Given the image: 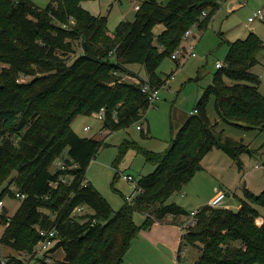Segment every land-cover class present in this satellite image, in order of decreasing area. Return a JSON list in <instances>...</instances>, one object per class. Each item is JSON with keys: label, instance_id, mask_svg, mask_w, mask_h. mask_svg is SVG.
<instances>
[{"label": "trees", "instance_id": "1", "mask_svg": "<svg viewBox=\"0 0 264 264\" xmlns=\"http://www.w3.org/2000/svg\"><path fill=\"white\" fill-rule=\"evenodd\" d=\"M83 1L51 0L42 8L30 0H0V63L8 67L0 76V201L6 195L14 197L3 188L7 181L25 196L11 217L0 211L4 227L0 244L29 254L39 240L37 228L56 223L57 247L64 253L58 264H122L139 231L167 218L174 223L189 216L168 199L203 170L200 162L223 143L209 122L210 99L216 124L264 130L260 78L251 72L264 45L253 32L243 40L223 42L228 51L222 68L194 103L196 113L171 136L163 153L142 150L134 141L122 144L121 157L127 148L135 147L154 171L137 180L141 192L132 203L124 199L119 210L113 211L86 181V169L107 146L106 141L79 137L70 126L72 121L103 108L101 129L109 134L141 124L148 110L141 87L146 82L155 90L165 85L166 80L155 74L161 58L171 57L185 31L206 10V17L197 24L204 31L219 4L217 0H166L162 6L144 0L137 5L133 21H121L109 33L108 15L91 14L83 8ZM159 26L162 29L157 34ZM132 64L141 65L148 80L130 84L121 79L131 75L128 67ZM24 76L31 79L20 82ZM148 132L140 131V137L147 138ZM224 148L237 161L240 153H251L248 146L230 140ZM261 149L264 156V144ZM60 157L66 167H76L54 171ZM60 174L72 176L70 185L51 187ZM242 192L238 210L197 209L195 225L184 229L181 236L178 263L184 245L197 251L194 264H264V189L256 195L245 187ZM81 205L93 214L70 217ZM134 211L145 218L139 226L133 222ZM14 254L8 257L13 260Z\"/></svg>", "mask_w": 264, "mask_h": 264}, {"label": "rangeland", "instance_id": "2", "mask_svg": "<svg viewBox=\"0 0 264 264\" xmlns=\"http://www.w3.org/2000/svg\"><path fill=\"white\" fill-rule=\"evenodd\" d=\"M30 1L34 5L44 8L51 0ZM142 1L144 0H84L82 6L93 15H108L107 31L112 33L119 22L134 20V6H140ZM154 1L162 6L167 3L166 0ZM217 1L219 9L213 15L206 29L200 31L196 25L192 24L187 30L191 29L195 38L181 39L179 46L195 43L196 57L176 61L172 60L170 56L161 58L155 74L166 80V83L158 90L159 101L153 107L148 108L142 120L141 125L144 133H147L149 124L150 131L147 138L140 137L141 133L136 130L135 125L109 134L107 130L101 129V122L97 120V114L86 117L77 116L70 125L83 138L106 141L107 146L102 147L89 163L86 169V181L96 188L113 211L119 210L124 204L125 197H130L134 190V186L126 182L122 175L133 177L135 184L140 177L154 171L152 165L145 161L144 156L135 147L127 148L121 157L119 149L122 144L126 141H134L137 147L142 150L163 153L169 146L171 132L173 135L183 126L185 118L189 117L190 112H193L195 98L199 93L202 95L207 86L211 84L213 75L217 71L216 63L224 62L228 47L223 42L243 40L250 32H253L264 45V20H255L250 25L247 24L252 13L259 10L264 15V0ZM161 29L162 26L157 27L155 33L158 34ZM77 50V52H81L79 48ZM257 60L259 63L252 68L251 72L259 76V91L264 97V49L257 55ZM129 68L138 72L141 79L148 80L147 73L141 65L132 64ZM7 70L8 67L0 63V76ZM168 76H173L175 80L169 79ZM121 77L130 84L139 82V79L137 80L132 73ZM30 79V76H24L20 77L19 81L24 82ZM226 83L231 84L228 80ZM207 107V115L213 126V132L216 136L221 134L223 143L219 145V148L214 147L200 162L203 170L194 173L187 185L168 199V203L181 205L189 214L187 220L182 217L178 219L182 225L189 223L188 219L192 217V212L207 205L206 195L211 191H213L212 196L217 189L227 191L228 196L221 206L238 210L239 199L243 195L244 187L255 195L264 189V167H262L264 156L261 149L264 144V130L238 129L225 122L216 124L217 115L212 107V99L209 100ZM86 126H89L90 129L83 132V128ZM227 140L248 146L251 153H240L238 161L235 160L231 152L226 148L223 149ZM12 173L11 179L15 176V173ZM3 188L11 191L13 195L17 190L13 183L10 185L9 181L3 184ZM2 201L4 204L2 210L6 212L7 217H11L20 205L19 199L9 195L4 196ZM132 216L133 222L137 226L145 219L137 211H134ZM160 224L173 226L171 218H167ZM192 227L189 226V228ZM3 229L4 227L0 223V237ZM149 230L139 231L131 240L130 248L125 253L122 264H128L127 257L137 264H179L175 260L174 253L178 245H175L170 254L167 252V249L170 248L166 245V239H156V236L146 235ZM3 249L5 256L16 253L5 247ZM179 255L180 264H189L198 257L197 251L186 248L184 245L181 246Z\"/></svg>", "mask_w": 264, "mask_h": 264}, {"label": "built area", "instance_id": "3", "mask_svg": "<svg viewBox=\"0 0 264 264\" xmlns=\"http://www.w3.org/2000/svg\"><path fill=\"white\" fill-rule=\"evenodd\" d=\"M117 1V0H116ZM139 7L135 6L134 10H138ZM207 11H202L200 13L199 21H197L195 24L196 25L206 17ZM255 20H264V15L262 14L261 11H256L252 13V16L248 18L247 24L250 25L253 21ZM191 37H194L193 33L190 30H186L182 40L190 39ZM195 38V37H194ZM191 57H196L195 53V43L191 42L188 46H185L184 44L179 46L176 51L171 55V59L176 61L178 59H183L186 60L187 58ZM224 62H217L215 67L216 69H221L223 66ZM169 79L173 80V76H169ZM141 93L147 95V101H148V108L153 107L158 101H159V93L158 90L152 89L151 86L149 85L148 82H146L142 87H141ZM196 113V112H193ZM105 118V110L101 108V111L97 114V120L102 123V121ZM90 129L89 126H86L84 128V132H87ZM137 131H142V125L138 124L136 126ZM76 166L75 164H72L70 166L66 167L65 164V159L63 157H60L57 159V161L54 163L53 170L54 171H66V170H72ZM256 168H259L258 166H255ZM122 178L130 183V185L134 186V190L131 194L130 197H125V201L132 203L133 199L135 196L140 194V188L138 187L137 183L134 184V178L129 176V175H122ZM72 181V176L67 174L66 176L60 174L57 178V180L51 184V187L57 188L58 184H63V185H70ZM14 197L19 199L20 202L25 199V196L22 194H19L16 192L14 194ZM226 194L222 190H216L215 194L211 197L209 207L211 208H223L225 209L226 206H221L222 203H224ZM4 208L3 201H0V211ZM196 212H192V217L188 219L189 223L187 225L182 226V234L184 233V229L189 228V226H194L196 223ZM93 212L90 208H88L85 205L81 206H76L70 217H84V216H89L92 215ZM51 221L55 222L56 218L52 214L50 215ZM57 224L54 223V225H51L46 228H37V233L39 235V240L37 243L32 247V250L29 252V254L26 253H15L13 260H11L8 256H5L4 254V249L2 245L0 244V264H58L63 261L64 253L63 249L61 247H57L59 243V233H58V228ZM178 263V262H177ZM180 264V263H179ZM194 264V263H193Z\"/></svg>", "mask_w": 264, "mask_h": 264}, {"label": "crops", "instance_id": "4", "mask_svg": "<svg viewBox=\"0 0 264 264\" xmlns=\"http://www.w3.org/2000/svg\"><path fill=\"white\" fill-rule=\"evenodd\" d=\"M137 6V5H136ZM135 7V6H134ZM158 33H160V32H158ZM222 63V62H221ZM216 68V67H215ZM128 70H129V72L130 73H132L133 75H135V77H136V79L138 80H142V81H145V80H143V79H141L140 77H139V73L138 72H136V71H134V70H132V69H130L129 67H128ZM175 80V78H173V81ZM203 94V93H202ZM201 97V93H199L198 95H197V97L195 98V102L199 99ZM192 114V112H190V114H189V116ZM188 118V117H187ZM187 118H185V119H187ZM185 121V120H184ZM148 124V123H147ZM84 128H86V127H84ZM84 128H83V130H84ZM101 128H102V125H101ZM148 129H149V124H148ZM73 131H74V133L75 134H77V132L74 130V129H72ZM142 131H143V128H142ZM150 131V130H149ZM84 132V131H83ZM176 132H178V131H176ZM78 135V134H77ZM173 135H174V133H173ZM79 137H81L80 135H78ZM171 136H172V132H171V135H170V138H171ZM81 138H83V137H81ZM171 140V139H170ZM152 168L154 169V167L152 166ZM148 175H149V173H148ZM246 188V187H245ZM247 189V188H246ZM248 190V189H247ZM223 192H224V190H222ZM250 191V190H249ZM225 194H226V197L228 196V193H227V191H225L224 192ZM212 194H213V191H211L210 192V194H207L206 195V199H207V201H206V204L207 205H205V206H208L209 205V203H210V200H211V196H212ZM235 196V195H234ZM225 197V198H226ZM179 206V205H178ZM179 207H182L181 205L179 206ZM225 207V206H224ZM183 208V207H182ZM226 208H228L227 206H226ZM184 209V208H183ZM185 210V209H184ZM186 211V210H185ZM187 212V211H186ZM182 218H186V220H187V218L189 217V216H181ZM178 219H180V218H178ZM176 220V221H174V223H172L173 224V226H168L167 224H160L161 222H158V223H155V225L154 226H152L151 228H150V230L148 231V233L146 234V235H148V236H156V239H158V238H164V239H166V241H167V246L171 249H167V252H170V254L172 253V250H173V248H175V245L177 244L178 245V247H177V249H176V251L174 252L175 253V260H176V255H177V253H178V251H179V249H180V241H181V236H182V232H183V230H182V224H180L181 222H178L179 220ZM166 220V219H165ZM163 222H165V221H163ZM178 242V243H177ZM173 253V254H174ZM124 258V257H123ZM128 259H127V262H128V264H137L136 262H134V261H132V259L130 258V257H127ZM196 259H197V257H196ZM196 259H194L193 261H191L189 264H193V263H195L196 262ZM123 260V259H122ZM126 260V259H125ZM124 263V262H123Z\"/></svg>", "mask_w": 264, "mask_h": 264}]
</instances>
